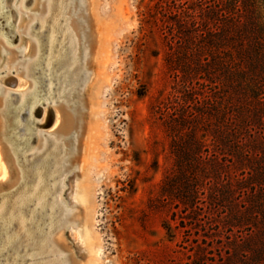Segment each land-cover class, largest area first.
Listing matches in <instances>:
<instances>
[{
	"label": "rangeland",
	"instance_id": "obj_1",
	"mask_svg": "<svg viewBox=\"0 0 264 264\" xmlns=\"http://www.w3.org/2000/svg\"><path fill=\"white\" fill-rule=\"evenodd\" d=\"M69 1L75 5L69 8ZM76 2L29 0L19 10L20 19L10 27L19 34V42L14 47L0 43V79H19L14 88L7 86L6 81L0 82V92L13 94V108L20 99V95L14 94L29 93L32 81L40 76L11 71L15 68L18 72L21 61L25 66L27 60L36 57L27 29L30 38L36 37L40 44L42 61L48 54L50 27L58 23L56 55L59 45L65 41L68 44L69 25L78 45L79 66L73 73L79 75L84 69L85 74L91 73L88 79L85 74L81 76L80 86L70 91L71 99L69 94L61 99L77 107L79 117L74 130L60 131L64 114L60 112L55 119L57 104L51 100L44 120L43 108L31 123L24 114L25 127L31 129L35 122L40 124L42 120L45 124L50 110L54 117L51 125L46 130L38 127V131L45 138L55 137L57 143L71 137L69 148L77 149L76 154L65 155L71 162L65 172V186L58 191L65 203L73 206V216L67 224L77 234L74 240L70 230L64 229L55 237L68 248L63 254L70 252L79 264H264L262 216L259 208H252L247 199L250 188L257 191L262 184L244 180L242 184H232L239 185L237 193L243 191L241 199L234 202L236 206H232L229 200L217 198L213 182L195 184L181 165L198 151L211 154L214 116L227 106L225 94L218 88L224 77L215 65V28L222 25L219 15L229 11L232 0H86L88 6L82 15H88L96 43L93 59L85 67L84 31L71 21L77 13ZM243 3L245 8L251 5L264 12V0ZM8 5L16 8L21 1L9 0ZM61 11L66 13L61 16ZM34 14L39 17L36 19ZM7 16L6 13L0 18V22L5 20L0 25V36L5 35L6 40L11 35L7 36L3 29L9 20ZM43 18L45 27L41 29L39 23ZM65 34L66 40L62 41ZM65 45L61 50L67 48ZM8 49L13 54L9 55ZM63 67L57 73L67 66ZM52 82L55 88L51 99L58 103L62 85ZM46 97L45 94L42 99ZM30 103L24 107L27 111ZM3 106L0 99V203L9 198V211L12 201L24 190L27 195L32 193L36 176L32 184H19L20 172L16 165L13 168L16 160L10 150V136L18 129L10 123L18 116L9 123L1 114ZM258 128L253 126L254 131ZM52 144L49 142L47 152ZM34 147L24 149L25 154H30ZM37 148V152L43 150L40 141ZM224 176L232 178L233 170L227 167L220 178ZM210 196H216L215 200ZM234 216L240 217L237 223ZM18 228L14 224V230ZM23 247L24 244L18 247V254L11 250L2 252L0 247V264H15L12 262L19 258L21 264H47L46 260H52V254L45 252L32 262L27 258L31 251L24 254Z\"/></svg>",
	"mask_w": 264,
	"mask_h": 264
},
{
	"label": "bare ground",
	"instance_id": "obj_2",
	"mask_svg": "<svg viewBox=\"0 0 264 264\" xmlns=\"http://www.w3.org/2000/svg\"><path fill=\"white\" fill-rule=\"evenodd\" d=\"M14 1L16 2L17 0ZM20 1L21 5L15 8L14 5H8V2H6V0H0V18L6 13L8 15L7 18H9V20L7 19L8 21L6 22V26H3V29L7 36H9V33H7L8 31H10L11 34L9 36V39L7 40L3 38L5 35H1V44L6 45L5 42H7L8 46H15V44L19 42V34L15 30H12L13 28L10 29V27L12 26V24H14L17 18L20 19V16L18 14L19 10L22 11L26 6L24 5L25 0ZM76 1L77 13L73 15L71 21H75V24L79 27V29L84 31L82 35V41L84 44L83 50H86L85 52H83L82 58L83 66L85 67L88 61L93 59H91V54L93 53V44L96 43V36L94 31L89 27L90 20L88 18V15H82L84 8L88 6L85 2L86 0ZM73 5H75V3L69 1V8L73 7ZM12 10L14 11V15L10 13ZM61 10H63V7L61 8ZM64 12L61 11L58 14L62 16ZM79 16L80 18L76 21L75 19H77ZM33 17L37 19V17H39V14H34ZM4 23L5 20H2L0 22V25L2 26ZM68 23L70 24V22ZM39 24L41 29L45 27L44 18L40 20ZM56 24L50 27V33L48 35V40L46 44L48 54L45 59L43 58L45 61L40 60V56L42 55H40V44H38L37 38H30V31L29 29L26 30L27 38L31 40V46L33 47V50L36 51V57L32 61L27 60L25 66H23V61H21V63L18 64L20 66V70L18 72H16L15 68L11 71H15V73L17 74H23L24 76H28L29 74H33V76L35 74L40 75L37 76V81H32L33 87L29 91V93L14 94L20 95V99L18 106L16 108H13L12 104L14 102L10 99L13 94L9 92H0V99L3 100L4 104L1 110V114L5 117L6 121L8 120V122L11 119L10 115L13 110L17 109L19 112V110H22L29 101L31 102L30 109L27 111V109L24 108L22 110V113L20 112L19 114H22L23 116L22 120H19V126L17 127V131L14 130L15 132H12L10 136V139H12L13 141L12 145L10 146V150L13 152V157L16 160V163L14 164L13 168L16 165V169L18 168L20 172L21 181L19 182V184H32L34 182L33 177L36 176V181L34 183L35 185L32 193L30 195H27V190H24L18 197H16L12 201V209L6 211V207L8 205L6 203H8V201L10 200L9 198L5 197V199H3V201L0 203V247L2 252L11 250L14 253L18 254V247L24 244L23 252L24 254H26L28 253V251H31L27 258L32 259V262L33 259L38 257L40 258V255L45 254L46 252V254H52V260L45 261L47 264H79L78 258L74 256L72 257V254L70 252L66 255L63 254V252L68 251V248L65 247L63 243L59 242L57 238L56 239L58 242L55 239V237H58L57 235H59V232L63 231L64 229L70 230V234L72 235L74 240L77 237L75 229H73V227H70L69 224H67L73 216V206L69 207L68 204L65 203L63 194L58 193V191L63 189L65 186V172L70 167L71 162V158L66 157L65 155L67 152L69 154L72 152L76 154L77 149L76 147L73 149L69 148L71 137H68L65 140H62L61 142L57 143L54 142L55 137L45 138L44 135L38 131V127H43V125H45L43 124L44 122L42 120H44L46 115V107L51 101L53 102V104H57L56 108L59 109L58 110L55 108L54 110L55 119H58L60 112L64 114V121L61 125L60 131L69 133L77 127V117H79V114L77 113V107L74 106V104L72 103L71 105H69V101L61 99L62 97L64 98L66 94H69L68 97L69 99H71L72 93H70V91L73 92L78 86H80L79 79L82 75L85 74L84 72L87 71V69H84L85 71H81L79 75H75L73 73L79 66L77 52L78 45L77 38L75 37V34L73 33L72 29L69 28V25L67 26L68 44L67 46L64 44L66 42L65 34L64 37H62V41L65 42L59 45L57 54L54 55V48L56 46L57 38ZM64 45L67 48H63L64 50H61ZM8 54H13L11 49H8ZM41 65L43 66L42 68L44 70L41 68ZM55 65H57V68H54ZM63 66H69V69L67 67L64 68ZM61 67H63L64 69L57 73V70ZM41 71L47 73L43 75ZM90 75L91 73L85 74V78L88 79ZM14 77L16 78V81L18 83L19 79H17L16 76ZM9 78L10 76H5L4 78L0 79V82L3 83L9 80ZM16 81H14V83ZM52 81H56V85L58 84L57 86L62 85V91L57 96V99H60L58 103L51 99L53 98L52 91L55 88V85ZM65 87H68L66 91H64ZM10 94L11 96H9ZM45 94L47 95V97L42 99L43 95ZM41 108H43L41 114V123L38 124V122H35L31 129H26L24 124V114L30 119H35V111ZM11 121L12 122L9 123L11 126L14 127V125H12L14 121ZM28 133H31L32 135ZM18 134H23L24 137L21 138V136ZM2 135L4 137V130L2 132ZM30 136L35 137L37 139L36 143H30V141L32 140V137L30 138ZM42 137H44V139ZM42 139L43 142L41 141ZM39 141L41 142L43 150L37 152V145ZM49 142H53V144L51 149L47 152L46 150L50 146ZM18 144H20L21 146L23 145V147L16 149L15 145ZM32 145H35L34 149H32L30 154L26 155L25 150L28 149V147L30 148V146ZM62 147H65V149ZM30 156H32L31 159L27 161V158ZM31 207L33 208L30 210ZM26 215H28V217H26ZM16 223L18 224L19 228L15 231L14 224ZM1 254L2 253H0V256ZM12 263L21 264L20 258L19 260L17 259Z\"/></svg>",
	"mask_w": 264,
	"mask_h": 264
},
{
	"label": "trees",
	"instance_id": "obj_3",
	"mask_svg": "<svg viewBox=\"0 0 264 264\" xmlns=\"http://www.w3.org/2000/svg\"><path fill=\"white\" fill-rule=\"evenodd\" d=\"M245 5L243 0H232L229 11L219 15L222 25L215 28V65L224 77L218 88L225 94L227 106L214 116L212 152L198 151L181 165L195 184L213 182L217 198L229 200L232 206L243 195V191H235L239 185L232 184H262L257 191L250 188L247 199L252 208H259L264 226V12ZM255 125L260 126L258 131H254ZM227 167L233 176L221 179ZM191 194L195 195V189ZM209 198L215 200L216 196ZM234 217V221L240 220Z\"/></svg>",
	"mask_w": 264,
	"mask_h": 264
},
{
	"label": "water",
	"instance_id": "obj_4",
	"mask_svg": "<svg viewBox=\"0 0 264 264\" xmlns=\"http://www.w3.org/2000/svg\"><path fill=\"white\" fill-rule=\"evenodd\" d=\"M8 1H9V0H6V2H8ZM28 1H29V0H25L24 5H26V4L28 3ZM10 13L14 15V11H13V10H12ZM7 33L10 34V31H8ZM13 80H14V79L10 77L9 80L5 82V84H6L7 86L11 87V88H14V81H13ZM9 96H11V94H10ZM40 112H41V110H40V109H37V110L35 111V116H36V117H39ZM15 116H18V119H17L16 121L13 120L14 122H13L12 125L18 127V126H19V120H22V116H23V115H22V114L19 115L18 110L15 109V110L12 111L10 117H11V119H12V118H14ZM52 119H53V117H52V113H51L50 110H48V111H47L46 122H45V125H43V128H44L45 130L48 128V126L51 125V123H52ZM33 121H34V118H31V119H29V121H27V122H28V123H31V122H33ZM28 134L32 135L31 133H28ZM34 139H36V138H35V137H32V140L30 141V143H32V142L34 141ZM18 142H19V141H18Z\"/></svg>",
	"mask_w": 264,
	"mask_h": 264
}]
</instances>
